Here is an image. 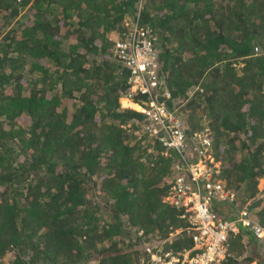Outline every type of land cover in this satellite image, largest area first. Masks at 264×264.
<instances>
[{
	"label": "trees",
	"instance_id": "1",
	"mask_svg": "<svg viewBox=\"0 0 264 264\" xmlns=\"http://www.w3.org/2000/svg\"><path fill=\"white\" fill-rule=\"evenodd\" d=\"M139 1L0 0V264H147L146 244L192 245L185 206L165 200L178 154L120 102L129 71L109 33ZM139 24L189 145L208 118L235 195L211 208L264 225V0H143ZM228 243L220 264H264L248 227Z\"/></svg>",
	"mask_w": 264,
	"mask_h": 264
},
{
	"label": "built area",
	"instance_id": "2",
	"mask_svg": "<svg viewBox=\"0 0 264 264\" xmlns=\"http://www.w3.org/2000/svg\"><path fill=\"white\" fill-rule=\"evenodd\" d=\"M139 12L125 18L122 32L116 33L115 55L119 63L129 71V88L125 93L129 107L138 106L144 116L142 129L166 149H173L179 157V168L184 170L174 179L169 195L170 204L184 205L181 218L187 217L192 229V245L172 252L146 244L147 264H220L229 252L228 236L239 226L248 227L253 235L264 239V225L242 211L237 218L219 219L212 211L213 199L231 201L234 193L224 188L217 177L220 162L210 153L209 132L193 133L192 145L186 138V126L175 110L168 105L170 92L159 87L158 57L149 30L139 24ZM137 95L138 102H132ZM135 130V134H139ZM166 153V152H165ZM241 222V223H239ZM172 233H170L171 235Z\"/></svg>",
	"mask_w": 264,
	"mask_h": 264
},
{
	"label": "rangeland",
	"instance_id": "3",
	"mask_svg": "<svg viewBox=\"0 0 264 264\" xmlns=\"http://www.w3.org/2000/svg\"><path fill=\"white\" fill-rule=\"evenodd\" d=\"M141 2H143V0H140L139 1V4L138 5H140L139 7H138V10H136V11H138L139 13H140V11H141ZM127 18H131V17H127ZM116 35V33L113 31H111L110 33H109V37H111V38H113L114 36ZM113 57H115V59H116V55H115V47L113 46ZM117 60V59H116ZM241 66V64H238L237 65V67H240ZM178 100H180L181 101V97H178ZM120 102H121V104L122 105H124V106H128V101L126 100V99H124V98H120ZM177 102L175 101L174 103L172 102L171 104H170V106L175 110V112H176V114L178 115V116H180V114L178 113L179 111V107H180V105H177L176 104ZM133 107H135V109H136V106L134 105ZM181 117V116H180ZM205 130H207L208 132H209V127H208V118H207V116H203V118H202V121H201V126H200V129L199 130H196V131H194L193 133L194 134H197V133H202V132H204ZM218 162H221V161H218ZM223 184H224V182L223 181H221ZM257 188H258V190H263L264 189V177H262V178H259L258 179V184H257ZM219 217V216H218ZM219 219H223V218H221V217H219ZM264 250V249H263ZM261 251H262V248H261ZM264 251H262V253H263ZM263 256H264V253H263ZM254 264V263H253Z\"/></svg>",
	"mask_w": 264,
	"mask_h": 264
},
{
	"label": "clouds",
	"instance_id": "4",
	"mask_svg": "<svg viewBox=\"0 0 264 264\" xmlns=\"http://www.w3.org/2000/svg\"><path fill=\"white\" fill-rule=\"evenodd\" d=\"M115 33H117V31H114ZM110 39L111 40H113L111 37H110ZM121 98H124V99H126L127 100V97L125 96V94H123V96L121 97ZM128 101V100H127ZM132 102H135V103H137L138 101H136V100H132ZM122 107H126V108H130V109H133V110H136V109H134V108H131V107H129V104H128V106H124V105H122ZM133 107V106H132ZM136 111H138V110H136ZM138 112H140V111H138ZM141 113V112H140ZM155 139V138H154ZM157 140V139H156ZM159 143V142H158ZM160 144V143H159ZM161 145V144H160ZM162 146V145H161ZM163 147V146H162ZM166 153H167V151H166ZM212 211H213V209H212ZM214 212V211H213ZM215 213V212H214ZM216 215V214H215ZM217 216V215H216ZM218 217V216H217Z\"/></svg>",
	"mask_w": 264,
	"mask_h": 264
},
{
	"label": "bare ground",
	"instance_id": "5",
	"mask_svg": "<svg viewBox=\"0 0 264 264\" xmlns=\"http://www.w3.org/2000/svg\"><path fill=\"white\" fill-rule=\"evenodd\" d=\"M136 106V105H135ZM136 109H138V106H136Z\"/></svg>",
	"mask_w": 264,
	"mask_h": 264
}]
</instances>
